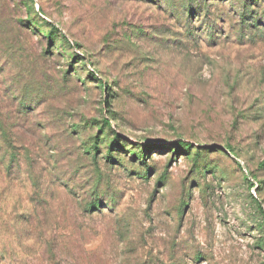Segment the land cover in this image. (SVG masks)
<instances>
[{"label":"rangeland","instance_id":"rangeland-1","mask_svg":"<svg viewBox=\"0 0 264 264\" xmlns=\"http://www.w3.org/2000/svg\"><path fill=\"white\" fill-rule=\"evenodd\" d=\"M199 1L0 0V264H264V27Z\"/></svg>","mask_w":264,"mask_h":264},{"label":"trees","instance_id":"trees-1","mask_svg":"<svg viewBox=\"0 0 264 264\" xmlns=\"http://www.w3.org/2000/svg\"><path fill=\"white\" fill-rule=\"evenodd\" d=\"M209 0H200V14L197 15V17H200V22L204 25H207L208 31L214 32V29H221L220 26H217L215 23L212 22V14H211V7L216 6L218 9L216 13L214 14V17L216 20L222 23L230 22V24H234V26L238 27L239 31L242 35L244 33H249L252 31H258L260 30V27H264V0H261V5H259L258 0H218V3H210ZM215 4V5H214ZM262 8V9H261ZM50 25L51 29H53L55 32H58V29L55 28L50 23H47ZM190 21L188 20L187 27H189ZM213 30V31H212ZM51 37V35H50ZM60 37L64 38V36L60 35ZM77 46V45H76ZM3 122L0 120V130L3 131ZM190 147V144L185 142H176L174 145V152H188V148ZM158 147H152L148 145H143L142 149V157L141 159L144 161L145 152L148 150H158ZM95 150V149H94ZM158 151H155L157 153ZM138 156V155H134ZM144 163V162H143ZM142 180H145L144 177H140ZM87 210L89 211L92 208H96V201H93L89 203L86 206Z\"/></svg>","mask_w":264,"mask_h":264}]
</instances>
